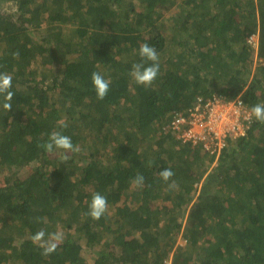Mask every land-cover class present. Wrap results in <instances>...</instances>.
Returning a JSON list of instances; mask_svg holds the SVG:
<instances>
[{
	"label": "trees",
	"instance_id": "trees-1",
	"mask_svg": "<svg viewBox=\"0 0 264 264\" xmlns=\"http://www.w3.org/2000/svg\"><path fill=\"white\" fill-rule=\"evenodd\" d=\"M142 43L159 57L148 87L129 75ZM0 72V264H264V123L221 150L171 128L214 99L264 104V0H0ZM53 131L79 146L66 162L42 147ZM40 230L63 234L48 257Z\"/></svg>",
	"mask_w": 264,
	"mask_h": 264
},
{
	"label": "clouds",
	"instance_id": "clouds-1",
	"mask_svg": "<svg viewBox=\"0 0 264 264\" xmlns=\"http://www.w3.org/2000/svg\"><path fill=\"white\" fill-rule=\"evenodd\" d=\"M254 36L251 38L253 39V41ZM250 43L253 45L255 44V42L253 43L252 40H250ZM138 55L140 57V62L134 63L132 65L129 75L136 84L148 87L156 79L160 71L158 53L154 46H150L147 43H142L139 46ZM13 56L18 57L19 52H14ZM12 80L13 77L10 73L0 72V108L8 113L13 108L11 103L14 96V93L11 91ZM91 82L97 99L103 100L109 92L111 80L106 79L100 72H93L91 74ZM229 104H233V107L235 106L237 110L242 111V115L238 118L236 117L238 121L240 119V125L237 128V133H243L242 121L250 120L251 115L254 116L257 121L264 123V104H256L252 106L250 112L244 107L240 99ZM63 126L65 125H62V127ZM42 147H44L45 150L49 153H52L53 151L61 152L60 158L64 162L69 159V152L80 151L79 146H74L71 138L67 135L62 134V132L60 131H53L49 136L48 142ZM158 175L163 181L168 182L173 177L174 172L170 168H168L161 170ZM144 182V176L138 173L134 177L132 184L136 187H142L144 185ZM176 187H178V185L173 180L169 184V188L171 189ZM107 207L108 202L106 197L100 193H94L89 203V210L87 212V215L90 216L93 220H99L106 212ZM45 237L46 233L43 230H40L36 232L31 237V239L33 243H36L43 250L42 255L44 257H48L50 254L56 251L59 243L62 242L63 234L61 232H54L48 233L47 239H45Z\"/></svg>",
	"mask_w": 264,
	"mask_h": 264
},
{
	"label": "rangeland",
	"instance_id": "rangeland-1",
	"mask_svg": "<svg viewBox=\"0 0 264 264\" xmlns=\"http://www.w3.org/2000/svg\"><path fill=\"white\" fill-rule=\"evenodd\" d=\"M251 40L253 43L255 42L254 48H257L258 36H254V41L253 39ZM255 63L257 64L258 61L256 60ZM209 111V113L212 114L210 122L208 119L209 113H207V110H205V108H202L201 111L198 113L197 117L195 118V125H193L192 128L196 135L206 136V133L214 132L208 127L210 123H212V126L216 132V135L213 136L217 137L218 139L226 138L229 134H234L235 136L241 135L240 133H237V128L240 125V119L239 121L236 119V117L238 118L242 115L241 110H237L235 106L233 107V104H223L222 102H219V104L215 105V108H212V111ZM185 128L186 127H183L182 129ZM177 136L178 138L183 139L180 135V131L178 132ZM184 243L185 241L183 238L178 239V245H184Z\"/></svg>",
	"mask_w": 264,
	"mask_h": 264
},
{
	"label": "built area",
	"instance_id": "built-area-1",
	"mask_svg": "<svg viewBox=\"0 0 264 264\" xmlns=\"http://www.w3.org/2000/svg\"><path fill=\"white\" fill-rule=\"evenodd\" d=\"M220 100L214 99L211 102H208L206 105H198L194 111H192L191 115L189 118L187 117H178L175 120H173L171 124V128L175 131H180V135L184 140H194V142H198L202 140L204 142L205 147L209 150L211 147H216L218 150H221L225 146V138L223 139H218L217 137H214L213 135H216V132L212 126V123L208 125V127L214 131V132H209L206 133V136H200L196 135L193 131V125H195L194 121L196 120L195 118L197 117L198 113L201 111L202 108H205L207 110V113H209L212 108H215L216 104H219ZM206 118V117H205ZM212 118V114L209 113L208 119L209 122ZM183 127H186L185 129H182ZM208 135L211 136V139L208 140L207 137ZM215 151V150H214Z\"/></svg>",
	"mask_w": 264,
	"mask_h": 264
}]
</instances>
